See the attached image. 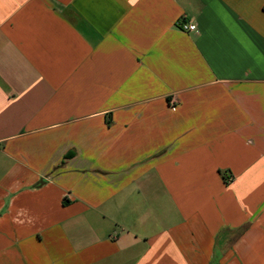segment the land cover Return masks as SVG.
<instances>
[{"label": "crops", "instance_id": "crops-1", "mask_svg": "<svg viewBox=\"0 0 264 264\" xmlns=\"http://www.w3.org/2000/svg\"><path fill=\"white\" fill-rule=\"evenodd\" d=\"M0 264H264V0H0Z\"/></svg>", "mask_w": 264, "mask_h": 264}, {"label": "built area", "instance_id": "built-area-1", "mask_svg": "<svg viewBox=\"0 0 264 264\" xmlns=\"http://www.w3.org/2000/svg\"><path fill=\"white\" fill-rule=\"evenodd\" d=\"M179 28L184 32H194L196 31V25L191 22H181L179 23Z\"/></svg>", "mask_w": 264, "mask_h": 264}]
</instances>
